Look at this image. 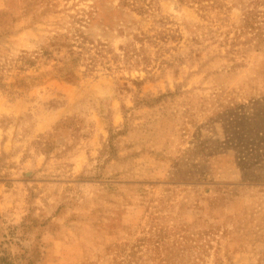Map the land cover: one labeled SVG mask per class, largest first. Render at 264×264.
Wrapping results in <instances>:
<instances>
[{
	"label": "rangeland",
	"instance_id": "rangeland-1",
	"mask_svg": "<svg viewBox=\"0 0 264 264\" xmlns=\"http://www.w3.org/2000/svg\"><path fill=\"white\" fill-rule=\"evenodd\" d=\"M0 264H264V0H0Z\"/></svg>",
	"mask_w": 264,
	"mask_h": 264
}]
</instances>
